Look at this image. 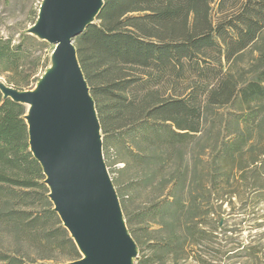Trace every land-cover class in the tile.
<instances>
[{"label": "trees", "instance_id": "1", "mask_svg": "<svg viewBox=\"0 0 264 264\" xmlns=\"http://www.w3.org/2000/svg\"><path fill=\"white\" fill-rule=\"evenodd\" d=\"M43 42L28 32L18 42L0 36V76L8 86L26 91L40 81L48 68L35 52ZM74 45L95 102L107 167L140 164L150 171L139 182L145 186L158 175L167 178L169 166L161 183L167 193L140 218H158L152 233L159 239L148 236L150 225L137 233L128 198L117 193L139 250L149 244L178 262L208 240L210 199L231 180L254 186L264 202V0H104ZM250 49L259 53L256 65L248 78L237 76L233 62ZM222 109V137L205 132L207 115L217 117ZM26 114L25 105L0 91V224L17 240L58 252L40 257L53 261L47 264L79 260L30 150ZM202 133L200 149L209 150L208 159L190 171L183 150ZM188 173L192 188L185 200ZM29 256L0 247V264L37 263Z\"/></svg>", "mask_w": 264, "mask_h": 264}, {"label": "water", "instance_id": "2", "mask_svg": "<svg viewBox=\"0 0 264 264\" xmlns=\"http://www.w3.org/2000/svg\"><path fill=\"white\" fill-rule=\"evenodd\" d=\"M103 5L104 0H44L28 33L55 46L50 68L31 90L0 84L4 99L27 107L30 150L43 168L54 210L82 256L65 264H135L138 255L74 45Z\"/></svg>", "mask_w": 264, "mask_h": 264}, {"label": "rangeland", "instance_id": "3", "mask_svg": "<svg viewBox=\"0 0 264 264\" xmlns=\"http://www.w3.org/2000/svg\"><path fill=\"white\" fill-rule=\"evenodd\" d=\"M43 1L0 0V36L12 38L14 42H18L21 33L28 32L37 22ZM216 8L217 6H215V10ZM38 48L39 51L35 54L42 57V69H45V65L49 69L55 46L44 41ZM258 56V51L254 49L246 51L237 63L233 62L235 63L233 65L235 74L248 78L249 72L256 65ZM40 74H43L42 71ZM4 83L5 79L0 76V84ZM35 87L36 85L33 88ZM219 113L217 117L207 115L204 129L205 132L212 129V133L215 135L220 132L219 137H222L227 112L222 109ZM203 133L198 136L195 143L183 150L185 152L183 166L190 171L197 163L202 162L201 159L203 161L208 159L209 150L203 154L200 149V143L204 141L203 137H205ZM117 151L119 150L117 149L116 153ZM201 167L203 165H199V168ZM107 168L112 181L114 180L113 184L117 193H124L125 198H128L129 213L136 219L134 229L139 233L143 227L150 225L148 236L151 235L153 241L159 239L157 234L152 233L159 228L155 224L158 218L152 217L147 222L140 218L145 209L160 202L167 193L166 188L161 187V183L170 175L169 166L165 175L167 178L163 180V177L158 175L145 186L139 182L143 181V176L150 174V171L140 164L131 161L128 170L124 163L108 165ZM234 180L219 187V190L210 199L214 214L204 220L206 231L212 232L208 240H205L201 245L193 246L192 251L188 249L185 256L178 262L173 259L171 254L155 253L152 245L143 244L141 250L137 247L138 255L134 263L137 264V260L143 258L144 260L148 259L149 264H264V202L257 197L254 186L250 187L245 182ZM186 184L188 186L184 193L185 200L188 198V191L192 188V173L189 174ZM191 240V237L188 239L185 237L183 242L191 243ZM33 245L28 240H17L0 224V247L5 251L11 253L18 251L22 255L28 253L30 256L26 259L28 261L36 259L37 263L34 264L53 263V261L41 260L40 257L58 255V252L52 253Z\"/></svg>", "mask_w": 264, "mask_h": 264}]
</instances>
